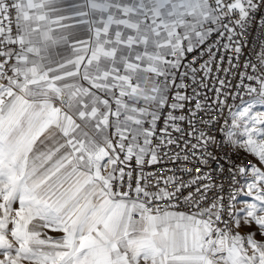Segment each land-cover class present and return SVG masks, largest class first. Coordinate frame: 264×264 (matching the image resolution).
<instances>
[{"label": "snow or ice", "instance_id": "snow-or-ice-1", "mask_svg": "<svg viewBox=\"0 0 264 264\" xmlns=\"http://www.w3.org/2000/svg\"><path fill=\"white\" fill-rule=\"evenodd\" d=\"M216 7L222 15L186 48L174 70L171 95L161 97L153 114L146 149L123 164L117 161L109 177L102 175L101 165L75 179L70 173L49 190L42 188L50 177L25 183L28 195L17 216L43 217L55 225L52 232L60 233L47 242L52 251L44 254L43 264H247L240 256L243 247L258 251L254 264H264V87L257 91L245 83L253 80L248 70L264 69V44L254 59L239 63L246 44L240 38L247 36L249 26L259 21L264 33V0H217ZM197 51L200 55L189 62L187 55ZM233 51L229 67L222 68V53ZM203 55L208 58L200 63ZM221 72L236 83L222 79ZM210 83L213 98L202 90ZM249 94L255 98L246 100ZM226 109L229 118L217 128ZM225 144L253 157L228 169L232 185L227 194L209 167L216 160L215 172H224L209 149ZM4 163L0 147V165ZM240 195L251 198L240 210L242 217L236 211ZM242 219L249 227L256 225L255 234L234 230Z\"/></svg>", "mask_w": 264, "mask_h": 264}, {"label": "crops", "instance_id": "crops-1", "mask_svg": "<svg viewBox=\"0 0 264 264\" xmlns=\"http://www.w3.org/2000/svg\"><path fill=\"white\" fill-rule=\"evenodd\" d=\"M16 5L19 81L0 90V147L5 151L0 165L5 195L0 197L5 220L27 219L32 223L28 232L54 239L45 218L17 216L21 207L8 215L13 204L26 200L25 183L50 177L42 188L49 190L70 173L75 179L101 165L106 177L108 126L136 129L140 117L132 103L139 97H163L151 82L176 46V29L186 16L198 22L210 15L204 0H16ZM111 87L130 96L131 102L121 106L127 116L122 124L103 97ZM5 232L13 234L8 228ZM21 245L20 252L41 250ZM240 256L246 259L241 250Z\"/></svg>", "mask_w": 264, "mask_h": 264}, {"label": "built area", "instance_id": "built-area-1", "mask_svg": "<svg viewBox=\"0 0 264 264\" xmlns=\"http://www.w3.org/2000/svg\"><path fill=\"white\" fill-rule=\"evenodd\" d=\"M204 5L209 12V17L194 22L190 17L184 19V24L176 29L175 34L172 36L175 41V48L164 58L162 61L158 73L153 75L151 84L155 89H162L163 97L171 95V80L173 75H175V69L179 62L183 59L186 48L195 42L199 37L200 33L206 32L210 27L215 24V22L222 15L221 10L216 7L217 0H204ZM18 18L19 13L16 5V0H0V90L5 88H10L13 84L17 83L19 79L15 74V65L20 58L21 54V44L18 40ZM218 27V25H216ZM215 39V36L209 38V42ZM242 41H246V44L242 47V55L239 59V63L243 64L245 60L254 59V53L259 50V46L264 44V33L261 32V27L259 21H254L248 29V34L246 37L240 38ZM227 42V41H222ZM225 56L224 63L221 65L222 68H228L227 57L229 55L235 56V52H224ZM200 55L199 51L194 53H189L187 55V60L192 61L193 56ZM217 60L221 53H217ZM207 55L201 56L200 63L207 60ZM236 63V61H234ZM199 67V64H197ZM215 69V64H213ZM235 71V69H234ZM237 71H240L238 69ZM220 77L222 79L232 80L233 83L236 81L232 76H226L224 72H221ZM247 75L252 76V81H245V83H250L253 88L259 91L264 87V69H259L256 72L248 70ZM215 76V71L213 73ZM130 84L134 85L136 83L134 78H131ZM177 83H179V73H177ZM199 83V81H198ZM185 84H190L189 80H185ZM218 86V85H216ZM147 87H145L146 89ZM213 84H209L208 89H202L207 92L209 98L214 97V92L212 90ZM188 94H191V88H188ZM103 97L106 100L108 106L111 110L116 112L115 121L118 124H122L127 121L126 113L121 109L122 105L130 103V96L118 89V87H111L110 90L103 93ZM254 95L249 94L245 99H253ZM160 101H155L151 99H145L142 97L137 98L133 103V110L140 117V122L137 124L136 129L122 130L119 126L112 123L108 126V151H109V166L105 171L106 177L112 175L114 166L117 165V161L123 164L129 155L138 154L142 149H146L145 139L149 128L152 125L153 114L158 112L160 108ZM211 102V99H210ZM57 107H63L62 103H56ZM205 119L208 117L201 113ZM199 118V117H197ZM229 118V112L226 109L223 116L218 117L219 123L216 125L217 128L223 124L225 119ZM218 138H222L219 132L213 133ZM219 160V163L223 165L224 172H215L217 169V161H210L209 167L214 170V175L216 177L217 183H223L225 188V194L227 190L232 185V173L228 171L230 167L240 165L241 163H247L249 160H253L250 156L242 153L236 152L233 148L225 145L213 146L209 149ZM124 159H121V158ZM134 166V161L132 162ZM195 165L189 164L188 167H194ZM157 171L159 168L157 166ZM196 175V173H193ZM135 175V174H134ZM161 175H163L161 173ZM238 180L243 181V177H237ZM244 198L240 195L237 198L236 211L239 213V206L241 200ZM227 218V217H226ZM241 235H246L241 229L234 228ZM245 257H250L253 250L251 247H243L241 249Z\"/></svg>", "mask_w": 264, "mask_h": 264}, {"label": "rangeland", "instance_id": "rangeland-1", "mask_svg": "<svg viewBox=\"0 0 264 264\" xmlns=\"http://www.w3.org/2000/svg\"><path fill=\"white\" fill-rule=\"evenodd\" d=\"M250 157L253 159L252 156ZM248 179L250 180L251 177L249 176ZM1 191L2 189L0 188V195L1 194L5 195V191H2V192ZM246 201L250 202L251 198L244 196V198L241 200L240 206H239V213L241 217L243 216V213L240 212V210L244 207V202ZM4 207H5V203H1V197H0V264H12L13 261L15 262V264H43L44 254L52 251L51 249H47L49 248L47 246V242L48 240L52 239V236L49 237V236L39 235V231L37 232V230L36 232H28L29 228L27 227H31L32 223L31 221L27 219L24 220L22 218V219L17 220L14 218L13 220H5V217L7 214L4 212V209H5ZM20 207L22 208L24 206L22 204L21 205L13 204V208H12L13 210H9L8 215H10V212H12V214H16V211ZM44 226L46 229H49L50 227H54L55 225L46 224ZM7 228L11 232L25 231V233L23 235L20 234L19 236H16L14 234L6 235L5 229ZM45 228L43 227L44 230H46ZM240 229L246 235L249 233L255 234L257 231L256 225L254 223L249 227L244 224L243 219L241 220ZM49 232H52V231L49 229ZM52 233L55 234L53 235L54 239L59 238L60 233L58 232H52ZM257 239H259L258 236H257ZM19 243L25 244L30 248L34 246L36 250H39V248L41 250H39L40 252H37L36 250H35L36 252H30V251L20 252L18 251L19 247H23V246ZM43 249H45V251H42ZM33 253H35V257H33ZM258 257H259V252L253 250L251 256L246 257V259L244 260L247 261V264H254V260H258Z\"/></svg>", "mask_w": 264, "mask_h": 264}, {"label": "bare ground", "instance_id": "bare-ground-1", "mask_svg": "<svg viewBox=\"0 0 264 264\" xmlns=\"http://www.w3.org/2000/svg\"><path fill=\"white\" fill-rule=\"evenodd\" d=\"M205 4V3H204ZM187 17V16H186ZM137 127V126H136Z\"/></svg>", "mask_w": 264, "mask_h": 264}]
</instances>
